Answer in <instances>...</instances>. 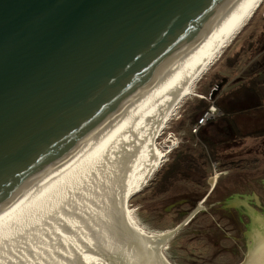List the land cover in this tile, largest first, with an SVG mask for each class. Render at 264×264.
<instances>
[{"label": "water", "instance_id": "95a60500", "mask_svg": "<svg viewBox=\"0 0 264 264\" xmlns=\"http://www.w3.org/2000/svg\"><path fill=\"white\" fill-rule=\"evenodd\" d=\"M244 2L0 0V213L119 124ZM112 227L117 239L134 237ZM248 238L241 264H264L256 212ZM113 250L106 257L129 264Z\"/></svg>", "mask_w": 264, "mask_h": 264}, {"label": "bare ground", "instance_id": "6f19581e", "mask_svg": "<svg viewBox=\"0 0 264 264\" xmlns=\"http://www.w3.org/2000/svg\"><path fill=\"white\" fill-rule=\"evenodd\" d=\"M263 2L245 0L205 45L119 124L1 212L0 264H10L12 258L11 264H116L106 257L113 249L126 253L129 264H173L166 248L175 230L159 235L146 229L134 217L130 202L175 150L171 140L173 144L161 150L159 136L186 98L200 96L195 93L197 83ZM112 226L127 228L134 237L117 239ZM32 239H54L53 245L46 244L52 252H11L26 244L35 246ZM53 246L58 256L60 252L57 261Z\"/></svg>", "mask_w": 264, "mask_h": 264}, {"label": "rangeland", "instance_id": "374dc122", "mask_svg": "<svg viewBox=\"0 0 264 264\" xmlns=\"http://www.w3.org/2000/svg\"><path fill=\"white\" fill-rule=\"evenodd\" d=\"M260 28L264 29V2L219 61L197 83L195 93L200 96H189L181 104L176 116L158 138L157 145L161 150L173 144L170 140L177 143L174 151H181L186 147L195 151L205 150L198 138L199 134L192 133L195 122L205 111L201 102L205 101L210 107L212 101H209V95L224 78H227V84L215 98L238 92L239 81L236 82V79L241 77L240 79L247 80L251 73L253 55L249 41L254 33H260ZM241 94V97L248 95V91ZM221 100L217 102L221 103ZM252 105L248 106L247 103L238 108L241 105L236 104V107L228 108L241 111L236 117L240 126L235 128L234 135L231 133L233 140L219 147L224 159L221 162H208L205 170L200 168L197 174L191 172L189 179L180 182L173 192V196L176 197L178 193L180 199L165 200L164 196L154 197L152 194L153 187L160 185L163 180L166 173L163 171L173 161L171 153L164 166L130 202V208L139 223L159 235L177 228L167 229L169 223H166V219L172 221V225L178 218L182 219L180 223H185L167 242L166 256L173 264H241L249 255L251 213L256 212L264 219V98L260 100L259 106ZM215 177L217 180L213 182ZM182 195L184 197L181 199ZM148 205L158 211L152 214L142 212ZM234 209L245 211L250 225H247L248 218L240 216V211L238 214ZM166 210L173 212V216L168 215L163 219L160 212ZM53 241L54 239H35L32 243L35 246L26 244L11 252L16 254L30 250L31 253L39 255L41 252L44 255L52 252L46 244L53 245ZM56 248L54 247L55 258L54 255L51 256L57 261L60 252L58 256ZM11 263L13 258L10 259Z\"/></svg>", "mask_w": 264, "mask_h": 264}, {"label": "trees", "instance_id": "16d2710c", "mask_svg": "<svg viewBox=\"0 0 264 264\" xmlns=\"http://www.w3.org/2000/svg\"><path fill=\"white\" fill-rule=\"evenodd\" d=\"M209 97H211V95H209ZM246 100H248V95L244 96V101ZM213 101L217 103L218 107L221 110H223L225 115L224 117H222L217 121H212L208 123L206 129L203 128L202 129L203 131H200L198 133L199 135L197 134L205 150L195 151L191 147H186L184 150L181 151H173L172 152L173 161L171 165H168L165 171H163L166 172L163 177V180L161 181L160 185L153 187L152 194L154 195V197L164 196L163 198H165V200H172L174 198L180 199L178 198L179 196H177L178 193L176 194V197L173 196V192L175 189H177V185H179L180 182L188 180L190 177L189 175H191V172H195V174H197L200 172V168L202 170H205L204 168L208 164V162L210 161L221 162V160L224 159V155H222V152L219 150V147L233 140L232 134L233 135L235 134L234 130L235 128H237V126L234 120L228 117V114H230V112H233L235 110L228 109L229 106L223 102L221 103L217 102L218 98H214ZM201 103L204 104L202 106L203 111L207 110L209 105H207L205 101H202ZM220 120H222L220 123H216ZM226 165H230V163H226ZM184 196L182 195L181 199ZM182 201L184 202V199ZM148 206L149 207L142 209V212H145L147 214H152L158 211L154 208L152 209V206L150 205ZM160 214L161 216H163V219H166L168 215L170 217L173 216V212L168 210L164 212H160ZM181 220L182 219L178 218V220L172 225L171 223L172 221L166 219V223H169L167 229L178 227L181 224L180 223Z\"/></svg>", "mask_w": 264, "mask_h": 264}, {"label": "flooded vegetation", "instance_id": "af4514ba", "mask_svg": "<svg viewBox=\"0 0 264 264\" xmlns=\"http://www.w3.org/2000/svg\"><path fill=\"white\" fill-rule=\"evenodd\" d=\"M260 33H254V38L252 37L249 41V47H251V51H252V57H251V62H252V65H251V73L249 74V76L247 77L248 79V100L246 101H242L240 103V107H242L243 104H247L248 103V106H250L251 104L254 105V103H256L253 107H257L260 105V100L262 99L260 96L263 95V98H264V29L263 28H260ZM256 37H259L258 39H256ZM243 79L245 78H242L239 82H238V85L239 83L245 88L246 87V83H243ZM241 88V86H240ZM239 88V89H240ZM247 106V107H248ZM249 107V108H252ZM242 109V108H241ZM230 202V201H229ZM229 208V207H228ZM235 210V209H234ZM235 211H238V214H239V211L240 210H235ZM240 213L242 214H239L240 216H243L245 215V211H243L241 209ZM246 218H248V223L247 225L249 224L250 225V219L247 215H245Z\"/></svg>", "mask_w": 264, "mask_h": 264}, {"label": "crops", "instance_id": "0c3cea01", "mask_svg": "<svg viewBox=\"0 0 264 264\" xmlns=\"http://www.w3.org/2000/svg\"><path fill=\"white\" fill-rule=\"evenodd\" d=\"M241 77H239V78H237L236 79V82L237 81H240L241 79H240ZM239 79V80H238ZM241 82V81H240ZM243 83H246V87L244 88L240 83H239V88H240V86H241V88L240 89H238V92L237 93H231L230 94V96H226V95H221V96H219L218 97V100L219 99H222L221 100V102H223V103H225L226 105H228L229 107H236V104H240L243 100H244V96L243 97H241V93H243L245 90H247L248 91V87H247V85H248V80H246V79H243V81H242ZM235 84V83H234ZM224 93H225V91H224ZM223 93V94H224ZM240 94V95H239ZM237 95H239L238 97H237ZM236 96V97H235ZM261 98H263V95H261L260 96ZM240 107V106H239ZM231 110H233V109H231ZM223 111V110H222ZM239 113H241V111H233V112H230V114H228V117H230V118H232L233 120H234V122L236 123V126H240L239 124H238V122H237V120H236V117H237V115L239 114ZM224 115H225V113L223 112V115H222V117H224ZM222 117H220V118H218V119H216L215 121H217V120H219V119H221ZM241 127H244V126H241ZM203 128H206V126L205 127H203ZM202 128V129H203ZM224 174V173H223ZM222 174V175H223Z\"/></svg>", "mask_w": 264, "mask_h": 264}, {"label": "built area", "instance_id": "2783aa9c", "mask_svg": "<svg viewBox=\"0 0 264 264\" xmlns=\"http://www.w3.org/2000/svg\"><path fill=\"white\" fill-rule=\"evenodd\" d=\"M204 98L207 99V97ZM209 101L210 102L212 101L210 107L207 110H205L203 114L200 115L199 119H197L196 123L193 126L192 133L194 135H197L202 130L203 127L208 125V123L215 121L216 119L222 117L223 115V111L215 104V102L211 99V97L209 98Z\"/></svg>", "mask_w": 264, "mask_h": 264}]
</instances>
